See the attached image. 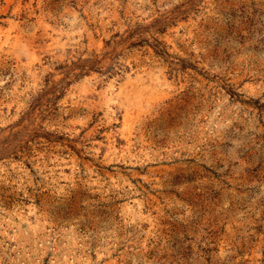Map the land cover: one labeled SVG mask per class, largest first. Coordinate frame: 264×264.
<instances>
[{
	"label": "rangeland",
	"instance_id": "obj_1",
	"mask_svg": "<svg viewBox=\"0 0 264 264\" xmlns=\"http://www.w3.org/2000/svg\"><path fill=\"white\" fill-rule=\"evenodd\" d=\"M0 264H264V0H0Z\"/></svg>",
	"mask_w": 264,
	"mask_h": 264
}]
</instances>
